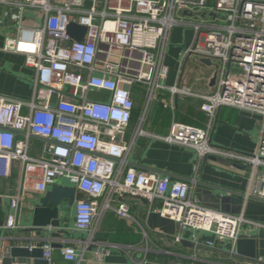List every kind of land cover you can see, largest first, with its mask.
<instances>
[{
	"label": "built area",
	"instance_id": "obj_1",
	"mask_svg": "<svg viewBox=\"0 0 264 264\" xmlns=\"http://www.w3.org/2000/svg\"><path fill=\"white\" fill-rule=\"evenodd\" d=\"M0 9V22L12 23L16 31L15 37L5 38L3 50L24 56L25 65L35 72L29 101L0 95V177L9 178L14 166L19 173V188L8 197L6 231L18 228L27 193L44 194L59 178L82 195L74 200L73 221L75 230L90 234L85 244L94 243L91 238L107 211L133 220L124 196L145 200L147 214L156 213L180 229L206 232L228 243L231 254H236L245 227L264 229L263 223L243 212L212 209L192 196L200 165L213 157L246 168L243 200L264 202V0H0ZM69 23L86 28L81 41L67 34ZM180 27L192 31L191 43L182 53L175 84L166 87L169 35ZM192 55L208 61L214 70L209 94L180 86L183 61ZM134 86L144 88L145 101L134 135L126 143ZM92 91L107 93V101L88 99ZM161 91L169 93V100L162 102L172 111L179 96L202 100L206 127L172 121L165 136L141 130ZM222 107L261 117L251 153L210 142L213 121ZM139 137L193 151L195 174L174 181L156 172L137 171L128 158ZM32 138L44 141L37 156L29 154ZM137 225L146 238L145 229ZM175 241H180L179 235ZM41 248L42 259L50 264L52 246ZM108 253L107 245L101 244L95 259L101 263ZM60 254L74 264L81 260L70 245ZM195 260L174 264H196ZM257 261L264 264L262 258Z\"/></svg>",
	"mask_w": 264,
	"mask_h": 264
},
{
	"label": "crops",
	"instance_id": "obj_2",
	"mask_svg": "<svg viewBox=\"0 0 264 264\" xmlns=\"http://www.w3.org/2000/svg\"><path fill=\"white\" fill-rule=\"evenodd\" d=\"M1 13V9H0ZM174 28L170 35L165 55V64L168 67V76L163 85L171 87L175 84L179 71V56L191 43L192 31L183 38ZM16 31L12 23L0 22V95L20 101H29L32 97V82L35 72L25 65L22 55L3 50L6 37H15ZM176 59V60H174ZM183 68V67H181ZM180 86L187 87L197 94H209L213 91V83L210 77L197 82L185 80L181 69ZM157 99L150 105L140 129L156 135L168 134L172 121L191 125L204 129L207 125V117L200 110L202 100L193 97H177L174 99V110L164 108L163 100H169V93L161 91ZM160 98V99H159ZM88 99L106 102L108 94L105 92H90ZM159 99V100H158ZM176 100V102H175ZM23 112H26L23 110ZM261 117L247 111L233 108H220L213 121L210 142L220 148L239 153H251L257 144ZM137 127V126H136ZM135 129L126 130L123 141L129 143ZM18 137H22L21 134ZM44 141L32 138L29 141V154L39 155ZM140 152L136 155V151ZM196 154L193 151L168 145L162 141L149 137H139L129 155L128 162L139 172H156L168 176L171 180H189L195 174ZM248 170L240 165L232 164L222 159L209 157L203 161L198 171V182L213 185L219 190H213L215 195H228L243 201L240 212L245 217L264 224V202L249 199L244 201L243 195L247 191ZM58 185L72 187L66 180L56 182ZM19 188V173L14 166L9 178L0 177V219L4 224L9 209V196L17 192ZM193 197H194V192ZM45 194V193H44ZM34 191L27 193L24 207L18 216V228L6 231L0 228V236L6 239H18L26 237L31 230L34 207L38 200L44 196ZM76 194V197H81ZM195 198V197H194ZM196 199V198H195ZM129 208V214L133 220H125L109 210L102 215L99 226L93 235L92 242L85 244L90 239L87 232H79L74 228V203L71 208L63 207L61 213L60 229L65 233L60 239L44 234L36 240L41 247L45 244L52 246L50 264H74L65 261L60 249L64 246H73L80 257L79 264H174L175 262H187L194 257L196 264H263L257 261L264 259V229H252L245 227L244 235L255 238V259L248 260L243 256L230 253L228 243L217 240L213 235L180 229L179 226L156 213L147 214L148 206L145 200L137 197L124 196L122 199ZM101 203V200L99 201ZM116 207L117 202L111 203ZM2 224V225H3ZM146 232L143 237L138 225ZM51 232V231H50ZM179 235L180 241L175 237ZM211 242V246L206 243ZM60 244L61 247H55ZM101 244L107 245L108 255L101 263L95 259V251ZM29 243H0V264H3L5 250L16 246H33ZM13 261L33 262L32 259H16ZM47 264V263H46Z\"/></svg>",
	"mask_w": 264,
	"mask_h": 264
},
{
	"label": "water",
	"instance_id": "obj_3",
	"mask_svg": "<svg viewBox=\"0 0 264 264\" xmlns=\"http://www.w3.org/2000/svg\"><path fill=\"white\" fill-rule=\"evenodd\" d=\"M86 28L75 23H69L67 26V34L75 41H81L85 35ZM208 63V62H207ZM213 83V81H212ZM176 102V100H175ZM140 150L136 151V155ZM213 190L219 188L213 185L197 182L194 186V197L206 207L221 210L223 212L238 214L240 213L243 201L228 195H215ZM76 198V190L74 187L62 186L58 184L52 185L49 190L38 200L34 207L33 222L30 233L23 238L6 239L0 236V243L14 242L31 244L36 240L49 233L50 238L61 239L65 233L60 229L62 208H71ZM0 219V228L3 227ZM51 231V232H50ZM57 244L55 247H61ZM43 250L39 244L33 246H16L5 250L3 264H11L16 259H32L34 264H46L42 259ZM236 254L243 256L245 259H255V238L241 235L236 243Z\"/></svg>",
	"mask_w": 264,
	"mask_h": 264
},
{
	"label": "rangeland",
	"instance_id": "obj_4",
	"mask_svg": "<svg viewBox=\"0 0 264 264\" xmlns=\"http://www.w3.org/2000/svg\"><path fill=\"white\" fill-rule=\"evenodd\" d=\"M177 30L180 32L179 36L183 38V41H185V37L189 33L190 29L180 27L177 28ZM181 56L182 54H180L179 60L181 59ZM207 62L208 61L201 59L196 55L187 57L185 61H183L182 64L183 68H181L183 71V82L185 80H191V81L193 80V82H197L202 78L204 80L208 79L212 75L214 70ZM214 65H216V63ZM181 69H180V73H181ZM62 180L63 179L59 178L56 180V182Z\"/></svg>",
	"mask_w": 264,
	"mask_h": 264
},
{
	"label": "trees",
	"instance_id": "obj_5",
	"mask_svg": "<svg viewBox=\"0 0 264 264\" xmlns=\"http://www.w3.org/2000/svg\"><path fill=\"white\" fill-rule=\"evenodd\" d=\"M131 94L134 102V107L132 109L131 118L128 126L130 132L135 129L138 124L139 118L142 115L145 101V90L141 86H134L131 90Z\"/></svg>",
	"mask_w": 264,
	"mask_h": 264
}]
</instances>
